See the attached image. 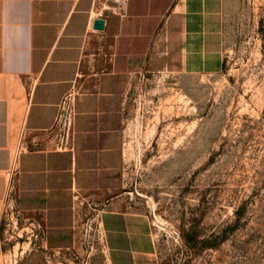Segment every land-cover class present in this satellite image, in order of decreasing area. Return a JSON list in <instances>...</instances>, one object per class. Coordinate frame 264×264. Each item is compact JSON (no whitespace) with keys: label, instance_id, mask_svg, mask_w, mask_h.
<instances>
[{"label":"rangeland","instance_id":"1","mask_svg":"<svg viewBox=\"0 0 264 264\" xmlns=\"http://www.w3.org/2000/svg\"><path fill=\"white\" fill-rule=\"evenodd\" d=\"M134 1L165 14L175 0ZM222 5L218 70L170 72L150 55L121 81L120 184L106 199H78L74 244L50 245L41 216L12 206L0 223V264H125L107 246L105 209L148 220L153 261L134 255L129 264H264V0Z\"/></svg>","mask_w":264,"mask_h":264},{"label":"crops","instance_id":"2","mask_svg":"<svg viewBox=\"0 0 264 264\" xmlns=\"http://www.w3.org/2000/svg\"><path fill=\"white\" fill-rule=\"evenodd\" d=\"M116 9L111 0H0V223L12 206L38 214L54 247L76 241L80 197L106 199L120 184L121 81L150 55L170 72L223 63L222 0H175L165 14L134 0ZM81 75L72 136L59 147L53 126ZM100 221L113 256L153 261L145 215L105 209Z\"/></svg>","mask_w":264,"mask_h":264},{"label":"built area","instance_id":"3","mask_svg":"<svg viewBox=\"0 0 264 264\" xmlns=\"http://www.w3.org/2000/svg\"><path fill=\"white\" fill-rule=\"evenodd\" d=\"M115 3L116 8L123 10L127 0H111ZM75 96L72 92H69L64 96L61 101L58 115L56 117L55 124L53 126L56 142L59 147H65L68 145L73 130L74 118H75ZM1 257V253H0Z\"/></svg>","mask_w":264,"mask_h":264},{"label":"water","instance_id":"4","mask_svg":"<svg viewBox=\"0 0 264 264\" xmlns=\"http://www.w3.org/2000/svg\"><path fill=\"white\" fill-rule=\"evenodd\" d=\"M93 26L96 29H102L104 27V19L103 18H95Z\"/></svg>","mask_w":264,"mask_h":264}]
</instances>
